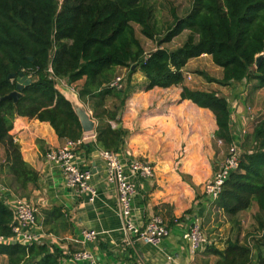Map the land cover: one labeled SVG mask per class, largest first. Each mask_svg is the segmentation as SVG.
Returning a JSON list of instances; mask_svg holds the SVG:
<instances>
[{
  "label": "trees",
  "instance_id": "16d2710c",
  "mask_svg": "<svg viewBox=\"0 0 264 264\" xmlns=\"http://www.w3.org/2000/svg\"><path fill=\"white\" fill-rule=\"evenodd\" d=\"M152 9L147 0H0V145L5 157L0 168L10 175L19 196L27 199L37 188L38 173L23 160L18 142L9 134L15 117L47 121L61 138L83 137L78 116L57 88L58 80L68 86L82 83L77 94L96 120L95 144L101 150L117 152L125 141L128 130L121 125L120 112L136 71L147 79L146 89L181 85V99L210 109L217 124L214 137L223 145L231 143L227 98L183 85V68L189 59L207 54L222 69L219 79L202 72L209 82L254 80L255 87H263L264 0H191L185 15L173 12L172 24L162 35ZM135 25L142 36L156 42L154 49L145 51ZM183 30L189 31L183 43L165 46ZM117 67L127 74L125 82L121 78L113 85ZM20 74L31 81L16 100L6 98L16 89ZM240 148L239 165L214 204L234 217L254 200L257 230L264 231V115L241 138ZM14 222V213L0 199V236H11ZM49 247L45 242L0 243V254L9 264H60L64 254ZM204 249L216 256L213 264H253L254 252V264H264V234L252 242L228 237L223 249L212 243Z\"/></svg>",
  "mask_w": 264,
  "mask_h": 264
},
{
  "label": "crops",
  "instance_id": "0c3cea01",
  "mask_svg": "<svg viewBox=\"0 0 264 264\" xmlns=\"http://www.w3.org/2000/svg\"><path fill=\"white\" fill-rule=\"evenodd\" d=\"M188 34V30H183L165 46H179ZM180 35H183L182 40H178ZM138 38L144 49L145 44L153 41L143 36ZM204 58L212 61L207 54L189 59L183 68L184 78L191 74L188 67L192 61H195V68L201 69ZM121 69L126 70L117 67L116 75ZM132 76L133 89L120 112L121 125L128 134L116 154L121 162L126 163L133 156L146 158L154 165L152 179L137 178L126 168V174L137 187L132 199L133 216L137 222L154 214L162 216L170 229L168 236L160 246L123 243L116 192L105 181V163L99 154L101 149L95 144V131L83 133L75 148L76 160L91 172L89 183L95 188L96 196L90 201L87 193H79L67 186L59 166L44 157L46 150L62 146L67 139L58 137L47 121L17 116L9 134L18 142L23 160L38 173V186L27 200L37 209L40 240L50 246L49 250L54 247L62 251L64 256L59 258L60 264H71L68 256L78 250H87L94 258L93 262L80 261L78 264H213L216 256L205 253V249L191 254L183 234L187 224L196 217L208 242L218 249H223L228 237H237L229 222L221 226L215 222L216 211L221 213V209L202 192L204 182L212 176L215 165L223 160L227 150V146L218 144L214 137L215 116L210 109L181 99V85L146 89L147 79L140 71ZM201 81L200 87H194L185 79L183 85L208 91H217L221 86L213 81ZM230 86L234 88L233 84ZM238 101L240 99L228 101L233 137L242 135V129L251 132L258 118L245 116L239 105L242 102ZM4 159V147L0 145V165ZM0 180L8 186L12 198L19 196L4 168H0ZM53 207L59 211H52ZM175 217L181 222L174 223ZM83 229L95 230L96 240L85 241ZM239 239L242 240L240 236ZM255 260L256 252L253 253V264ZM0 264H9L6 255L0 254Z\"/></svg>",
  "mask_w": 264,
  "mask_h": 264
},
{
  "label": "built area",
  "instance_id": "2783aa9c",
  "mask_svg": "<svg viewBox=\"0 0 264 264\" xmlns=\"http://www.w3.org/2000/svg\"><path fill=\"white\" fill-rule=\"evenodd\" d=\"M50 70V69H49ZM30 74V73H29ZM189 78V76H187ZM121 79L117 76L111 84H117ZM241 102L243 98H240ZM247 109L250 110L249 107ZM247 131L242 129V135L234 136L227 146L225 156L221 162L215 165L212 176L207 179L202 187V192L207 198L215 201L222 190L223 184L229 174L237 169L240 161L241 138ZM80 140L67 139L66 142L57 148L48 149L44 157L47 161L55 163L61 169L64 183L76 189L79 193H87L92 201L96 196V190L90 183L91 172L81 167L76 160L75 148ZM218 144H223L217 139ZM100 157L105 163V181L114 187L116 192V210L120 218V233L122 241L126 245H134L136 242L160 246L168 236L170 229L162 216L154 214L143 222H137L133 216L132 199L136 193V185L126 174L128 168L133 176L152 179L155 176L154 165L146 158L129 157L121 162L116 152L111 150H100ZM9 188L0 180V199L9 206L14 213L15 222L12 226V235L9 237L0 236V243H40L41 235L38 231L37 209L23 197H11ZM174 223H180L178 217L173 218ZM85 241L96 240L97 233L93 229L82 230ZM188 243L191 254L203 250L209 243L203 232L201 222L195 217L186 226L183 234ZM71 264H78L80 261L93 262V255L87 250H78L68 256Z\"/></svg>",
  "mask_w": 264,
  "mask_h": 264
},
{
  "label": "rangeland",
  "instance_id": "374dc122",
  "mask_svg": "<svg viewBox=\"0 0 264 264\" xmlns=\"http://www.w3.org/2000/svg\"><path fill=\"white\" fill-rule=\"evenodd\" d=\"M148 4L153 8L152 13L154 21L156 23L157 31L159 35H162L165 30L167 29L168 25L172 24L173 21V12L174 14L178 16H183L186 14L190 7L191 0H147ZM171 18V21L169 20ZM169 22V24H168ZM136 29V35L138 37L142 38V34L139 31V27L135 25ZM144 37V36H143ZM158 37V36H157ZM183 35H180L178 37V40H182ZM154 41V40H153ZM149 42V45L145 44V49L150 50L154 46H156V42ZM173 43H170V46H172ZM191 63L188 67V70L190 71L189 78H184L186 82L189 84H192L194 87H200L202 85V81H206V76L202 73H206L207 76L216 78L219 77L222 74V69L210 62L209 59L204 58L201 60V69H198V67H194V62ZM200 66V65H199ZM197 69V70H196ZM123 73V74H122ZM118 75L122 78V81L125 82V76L127 74V70H118ZM133 77V76H132ZM206 79V80H204ZM206 82H209L208 80ZM82 83H79V85H72L68 86L65 81L58 80L57 81V88L59 90L63 89H71L75 93L80 89V85ZM234 88H232L230 85H224L220 86L217 92L228 98V101L231 102V100H238L243 98L242 104L240 103V106L242 108V112L245 116L248 117H255V116H263L264 115V86L261 88L255 87V81L254 80H244L240 84L235 83L233 84ZM231 90L233 91V94L231 93ZM238 92V93H236ZM235 96V98H234ZM239 97V98H238ZM111 101H107L108 105H111ZM116 102V100H114ZM83 103V102H82ZM84 104V103H83ZM87 110L89 111L91 115V110L89 109L88 105L84 104ZM247 107L250 108L247 109ZM223 145V144H222ZM256 203L254 200L251 202V206L249 209L242 211V213H239L238 215L231 217L227 214H224L222 211L219 213L216 211V218L215 222H218L221 226V224H225L226 222H229V226L231 225L235 236H240L242 239H247L248 241L252 242V239L255 237H258V235L264 234V231L257 230V221H256V214L257 210ZM219 214V215H218ZM216 230H218L216 228ZM204 232V231H203ZM216 233H219V231H216ZM219 236V235H217Z\"/></svg>",
  "mask_w": 264,
  "mask_h": 264
},
{
  "label": "water",
  "instance_id": "95a60500",
  "mask_svg": "<svg viewBox=\"0 0 264 264\" xmlns=\"http://www.w3.org/2000/svg\"><path fill=\"white\" fill-rule=\"evenodd\" d=\"M262 54L257 55L255 59V65L258 66ZM30 59H32L30 57ZM13 76V75H11ZM21 77V78H20ZM31 81L30 78L25 77L23 74L19 75V82L16 85V89L11 92L10 94L6 95V98H12L13 100H16V98L19 96L20 89L27 83ZM59 90V89H58ZM65 98L71 103L76 115L78 116V119L81 123L82 127V133L84 134H92L95 131L96 127V120L92 118L89 111L85 107V105L81 102V100L78 97V94L75 93L71 89H63L59 90Z\"/></svg>",
  "mask_w": 264,
  "mask_h": 264
}]
</instances>
